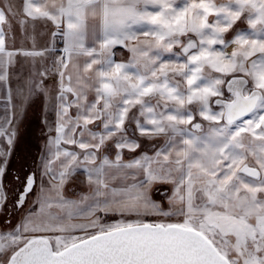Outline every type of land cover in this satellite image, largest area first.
I'll use <instances>...</instances> for the list:
<instances>
[{
  "label": "snow or ice",
  "instance_id": "1",
  "mask_svg": "<svg viewBox=\"0 0 264 264\" xmlns=\"http://www.w3.org/2000/svg\"><path fill=\"white\" fill-rule=\"evenodd\" d=\"M13 20L30 49L8 47ZM5 87L0 264H264V0H4ZM37 97L55 126L42 121L45 143L15 171L8 206L3 180ZM137 133L164 143L125 161L142 148ZM78 173L89 192L67 197ZM156 184L171 186L166 205Z\"/></svg>",
  "mask_w": 264,
  "mask_h": 264
},
{
  "label": "rangeland",
  "instance_id": "2",
  "mask_svg": "<svg viewBox=\"0 0 264 264\" xmlns=\"http://www.w3.org/2000/svg\"><path fill=\"white\" fill-rule=\"evenodd\" d=\"M4 0H0V4L2 5ZM19 0H17V3ZM13 23V31L17 32V37H20V30L15 20L12 21ZM31 31V30H30ZM43 30H36L33 35L35 36L36 41V47H45L47 44V37H42L40 35V32ZM27 44H29L28 41H26ZM14 45H18L17 42H14ZM21 62L23 61V58H18ZM51 63V57L47 58L45 60V66H49ZM19 63L15 66V71H19ZM27 67H31L30 62L28 63ZM37 67H39V64H37ZM27 71L24 72V76H27ZM50 82V80H49ZM18 83V81H17ZM19 83H23V81H19ZM50 86V83H49ZM15 84L14 88L15 89ZM14 103H18L14 99ZM47 120L48 126H51L54 128L55 126V120H54V114L53 109L48 108L45 109L43 106V98L37 97L35 101L29 105L26 114L21 121L19 128H18V138L15 145V150L13 152L11 163L9 165L8 173L4 177L3 185H4V191L8 197V206H11L15 199L18 196V191L20 189V185L18 182L14 179V173L16 170L19 169L20 164L23 162H27L30 166L32 165V162L38 158L40 155V151L42 146L45 143V140L47 138L48 132H47V126H45L44 123H42L43 120ZM54 134V133H53ZM140 140L142 144V148L138 149L136 153H129L127 150L124 152V159L125 161L132 159L134 156H138L142 151H147L149 155L152 154V145H156L157 139H161L160 144L164 143V138H156L154 140H148L141 137H136ZM115 149L113 148L111 152L109 153L110 157L114 155ZM142 177H138V179H141ZM118 180L114 183L118 184ZM170 185L167 184H156L153 185V189L151 192V196L153 200L157 202H162L164 205L167 204V198L165 196H162V192H168L170 195ZM89 188L87 184L85 183V177L82 174H77L72 181H70L66 187L64 194L67 197L70 198H77L81 193H88ZM32 197H29V204L31 203ZM25 207H28V204L25 205ZM53 211H58L57 209H53ZM102 215V214H101ZM17 214L12 215V222L13 224L16 223V220L18 219ZM122 217L119 215H112L109 214L107 217H105V220L107 222H114L116 220H120ZM127 218H134V217H127ZM5 217L3 215H0V225H2L3 220ZM148 220H154L155 217H147ZM74 222H82V221H74Z\"/></svg>",
  "mask_w": 264,
  "mask_h": 264
},
{
  "label": "crops",
  "instance_id": "3",
  "mask_svg": "<svg viewBox=\"0 0 264 264\" xmlns=\"http://www.w3.org/2000/svg\"><path fill=\"white\" fill-rule=\"evenodd\" d=\"M215 2L219 3V2H221V0H215ZM38 29L44 30V26L42 24L41 25H38L36 30H38ZM234 29H239V30L247 31L248 30V26H247V23L246 22L240 21V22H237V24L234 26ZM14 34L16 36V39H15L14 42H17L18 45H14V42L9 41L8 47L10 49L13 48V47L19 48L21 46L26 47V48H29V49L32 47V41L31 40L24 39L22 41L21 35H20V37H17V35H16L17 32H14ZM30 34L33 35V33L31 31H30ZM231 35H232V32H230L228 34V37L231 38ZM26 41H28L29 44H27ZM88 43H89V46H91L90 45V42H88ZM58 47L59 48H62L63 45L62 44H58ZM40 48H43V47H37V49H40ZM113 51L115 53V55H114L113 58H114V60L116 62H126L127 61L128 56H129V53L127 52V50L125 48L121 47L120 45H117L113 49ZM174 51L180 52V48L179 47H174ZM226 51L231 52V46L228 49H226ZM167 55L168 54H165L166 57H167ZM173 59H175V57H173ZM14 84H15V86L17 85V80H15V79L12 80V87L13 88H14ZM13 102H14V100H13ZM6 103H7V88L6 87L5 88H0V117H3L5 115ZM213 107L215 108V105H213ZM72 111H73V114H74V111L75 110L73 109ZM53 114H54V120H56V116H55L54 109H53ZM97 124H98V122H97ZM89 127H91L93 130H96V131H99L100 130L96 125H90ZM133 128H134V125H130L129 126V135L130 136L132 134V129ZM136 137H140L138 133L136 134ZM159 138H164V137H159ZM156 141H157V143H156L157 146L161 145L160 144L161 139H157Z\"/></svg>",
  "mask_w": 264,
  "mask_h": 264
}]
</instances>
